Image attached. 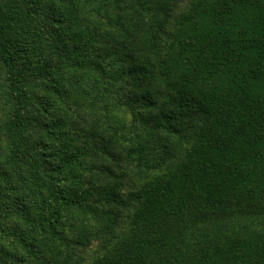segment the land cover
<instances>
[{
  "label": "trees",
  "instance_id": "trees-1",
  "mask_svg": "<svg viewBox=\"0 0 264 264\" xmlns=\"http://www.w3.org/2000/svg\"><path fill=\"white\" fill-rule=\"evenodd\" d=\"M0 264H264V0H0Z\"/></svg>",
  "mask_w": 264,
  "mask_h": 264
}]
</instances>
